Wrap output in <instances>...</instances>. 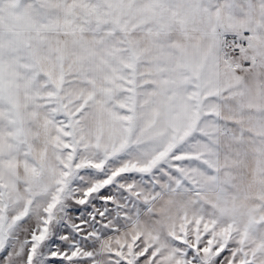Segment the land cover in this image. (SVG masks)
<instances>
[{"label": "snow or ice", "instance_id": "1", "mask_svg": "<svg viewBox=\"0 0 264 264\" xmlns=\"http://www.w3.org/2000/svg\"><path fill=\"white\" fill-rule=\"evenodd\" d=\"M0 264H264V0H0Z\"/></svg>", "mask_w": 264, "mask_h": 264}]
</instances>
